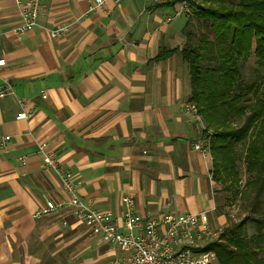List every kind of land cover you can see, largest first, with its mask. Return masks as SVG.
Returning a JSON list of instances; mask_svg holds the SVG:
<instances>
[{
  "label": "crops",
  "instance_id": "obj_1",
  "mask_svg": "<svg viewBox=\"0 0 264 264\" xmlns=\"http://www.w3.org/2000/svg\"><path fill=\"white\" fill-rule=\"evenodd\" d=\"M91 2L43 0L38 24L19 34L14 2L0 0V85L13 90L0 97V137L9 135L0 144V264H125V251L71 213L32 216L45 200L63 198L37 152L41 141L100 210L120 216L129 194L143 216L198 214L212 240L229 223L209 156L193 147L204 124L185 108L187 66L178 52L156 58L183 46L187 16L167 20L171 5L143 0L90 11ZM18 99L30 118H14Z\"/></svg>",
  "mask_w": 264,
  "mask_h": 264
},
{
  "label": "trees",
  "instance_id": "obj_2",
  "mask_svg": "<svg viewBox=\"0 0 264 264\" xmlns=\"http://www.w3.org/2000/svg\"><path fill=\"white\" fill-rule=\"evenodd\" d=\"M188 1L185 43L161 48L156 58L178 52L187 66V101L209 138L212 181L239 185L235 162L238 146H244L241 194L252 193L247 215L222 228L205 248L220 264H264V0ZM250 222L253 233L247 235Z\"/></svg>",
  "mask_w": 264,
  "mask_h": 264
},
{
  "label": "built area",
  "instance_id": "obj_3",
  "mask_svg": "<svg viewBox=\"0 0 264 264\" xmlns=\"http://www.w3.org/2000/svg\"><path fill=\"white\" fill-rule=\"evenodd\" d=\"M19 12V20L13 26L15 33H24L38 24V16L44 10L43 0H12ZM107 1L118 3L121 0H92L89 10L102 8ZM152 5H171L172 15L167 20L191 12L188 0H143ZM51 36L59 33L58 29L49 31ZM5 62L0 58V65ZM13 93L8 85H0V97ZM19 109L15 119H28L32 111L28 110L23 99H18ZM187 111L197 119L199 115L193 103H185ZM9 140V135L0 137L3 146ZM194 149L203 157L209 155L208 138L202 137L193 144ZM37 152L41 156L43 167L56 178L63 198L53 201L47 199L32 213L33 217L48 216L56 213H71L82 222L87 231L109 244L116 245L126 252L125 264H212L216 254L206 249L207 243L215 235L209 223L198 214L179 212L164 213L158 216H143L136 210L131 195L122 196V211L120 216L100 210L92 203L83 200L78 194L80 180L75 178L72 170L64 167L56 158L53 149L44 141L38 142ZM18 161L25 162V156H18ZM65 224V221H63Z\"/></svg>",
  "mask_w": 264,
  "mask_h": 264
},
{
  "label": "rangeland",
  "instance_id": "obj_4",
  "mask_svg": "<svg viewBox=\"0 0 264 264\" xmlns=\"http://www.w3.org/2000/svg\"><path fill=\"white\" fill-rule=\"evenodd\" d=\"M181 20H184V16L181 17ZM199 119L202 120L200 116H199ZM243 155H244V146H238L237 157H236V162H235V165L238 171V177H239L238 186L232 185L229 188H224L225 184L223 182H221L220 180L218 181L214 180L215 181L214 183H216L219 187L220 195L223 193L226 195V197L225 196L224 197L226 198V204L228 206V209H225L228 214V220H229L228 224L236 223L240 219H242L244 216H246L247 213L249 212V208L251 205L252 193L248 195L241 194V189L242 190L244 189L243 185L247 178V174L245 172L244 161H243ZM208 156H209L208 158L211 161L210 168H209V173H210V178H211L212 172H213V166H212L213 158H212L211 152H209ZM235 189H238L239 193L234 196L233 192ZM245 227H246V234L251 235L253 233V226L251 222L247 223Z\"/></svg>",
  "mask_w": 264,
  "mask_h": 264
}]
</instances>
